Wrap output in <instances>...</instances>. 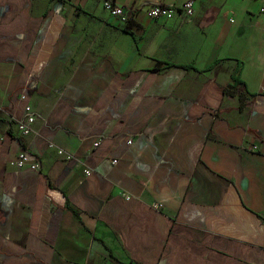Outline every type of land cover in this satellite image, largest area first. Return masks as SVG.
Instances as JSON below:
<instances>
[{
	"label": "crops",
	"instance_id": "crops-1",
	"mask_svg": "<svg viewBox=\"0 0 264 264\" xmlns=\"http://www.w3.org/2000/svg\"><path fill=\"white\" fill-rule=\"evenodd\" d=\"M111 1L0 0V264H264V0Z\"/></svg>",
	"mask_w": 264,
	"mask_h": 264
},
{
	"label": "built area",
	"instance_id": "built-area-1",
	"mask_svg": "<svg viewBox=\"0 0 264 264\" xmlns=\"http://www.w3.org/2000/svg\"><path fill=\"white\" fill-rule=\"evenodd\" d=\"M103 6L104 9L108 12L110 18L116 20L122 26L132 23L135 19V13L133 10L122 5H118L111 0H104ZM194 11V1L187 0L180 7L160 3L153 4L148 7V9L146 10V14L151 19L169 20L173 19L178 13L184 15L186 18H191L194 15ZM1 110L3 111V108ZM26 111L27 115L24 118H17L13 115L10 116V122L16 126L17 131L21 135H30L35 132L33 124L35 122L36 116L31 113V108L29 105H27ZM131 142L132 141L129 140V143ZM50 146L57 147L53 143H50ZM57 149L59 154L66 159H76V156L73 153L65 150L64 148L57 147ZM114 161L116 162L117 160ZM12 164L20 169L30 168L33 170H40L41 168L39 160L25 149L18 153ZM90 172L91 171L89 169L86 170V173Z\"/></svg>",
	"mask_w": 264,
	"mask_h": 264
},
{
	"label": "trees",
	"instance_id": "trees-1",
	"mask_svg": "<svg viewBox=\"0 0 264 264\" xmlns=\"http://www.w3.org/2000/svg\"><path fill=\"white\" fill-rule=\"evenodd\" d=\"M122 29L124 31H126V32L132 33V31H131V23L123 26ZM158 63L165 64V66H168V67L176 65V64L171 63V62H165V61H160V60H158ZM177 66H182V67H184L186 69H191V68H195L196 69V67L194 66L193 63L192 64H187V65H177ZM153 70H155V71L159 70V66L158 67H154ZM241 74H242V64L239 63L237 68H236V70H235V72L233 73V83L230 86H236L238 84H242V83L244 84L245 83L241 79ZM3 110H7V109H3ZM1 113H2V110L0 111V119L2 120L3 117L1 115ZM74 212L77 214V211L75 209H74Z\"/></svg>",
	"mask_w": 264,
	"mask_h": 264
}]
</instances>
